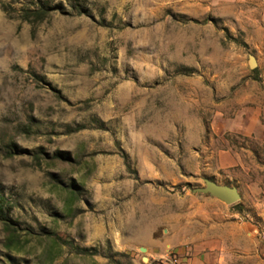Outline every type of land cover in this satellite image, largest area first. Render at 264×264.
Returning a JSON list of instances; mask_svg holds the SVG:
<instances>
[{
  "label": "rangeland",
  "instance_id": "rangeland-1",
  "mask_svg": "<svg viewBox=\"0 0 264 264\" xmlns=\"http://www.w3.org/2000/svg\"><path fill=\"white\" fill-rule=\"evenodd\" d=\"M0 264H264V0H0Z\"/></svg>",
  "mask_w": 264,
  "mask_h": 264
},
{
  "label": "water",
  "instance_id": "water-1",
  "mask_svg": "<svg viewBox=\"0 0 264 264\" xmlns=\"http://www.w3.org/2000/svg\"><path fill=\"white\" fill-rule=\"evenodd\" d=\"M249 67L251 69L256 68V62L253 57L249 58ZM195 193L209 194L210 196L224 202L227 205H232L240 200V194L235 187L219 185L210 180H205L204 187H198L193 189ZM141 252H146L144 247L140 248ZM147 261L146 258H144Z\"/></svg>",
  "mask_w": 264,
  "mask_h": 264
},
{
  "label": "built area",
  "instance_id": "built-area-1",
  "mask_svg": "<svg viewBox=\"0 0 264 264\" xmlns=\"http://www.w3.org/2000/svg\"><path fill=\"white\" fill-rule=\"evenodd\" d=\"M176 261V260H175Z\"/></svg>",
  "mask_w": 264,
  "mask_h": 264
}]
</instances>
